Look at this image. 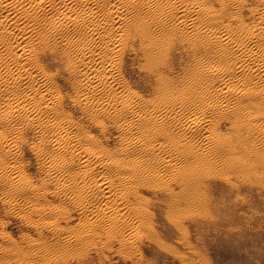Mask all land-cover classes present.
I'll return each instance as SVG.
<instances>
[{"label": "bare ground", "instance_id": "6f19581e", "mask_svg": "<svg viewBox=\"0 0 264 264\" xmlns=\"http://www.w3.org/2000/svg\"><path fill=\"white\" fill-rule=\"evenodd\" d=\"M27 1L0 0V27L3 30L0 38L4 41L9 26L19 22L15 14H27L31 9L45 5L55 7L64 29L75 27L82 32L80 39L68 38L65 45L69 50L67 72L73 76L69 84L77 93L75 103L103 131L108 129L106 121L113 124V117L116 124L120 121L117 126L123 132L129 133L139 126L143 134L139 139L125 140L124 150L106 149L87 133L88 130L66 117L62 106L64 98L54 86L57 78L45 72L27 73L31 60L27 64L22 59L27 49L21 45L7 48L13 58L11 64L16 65L19 74L10 69V61H6L7 76L1 74L5 77H0V82L7 84V89L0 91L6 99V104L0 106V128L4 132L0 130V169L14 194L12 199L39 193L15 167L19 160L15 149L20 142H26V131L34 129L40 140L37 149L45 171L51 176L49 179L66 177V181L59 182L60 179L56 187L65 197L71 195L68 204L54 207V217L68 219L71 214L67 207L73 206V209L80 208L88 219L74 230L73 235L67 231L70 235L65 244L62 243L64 247L73 246V242L88 247L98 238L102 244L101 240L106 237L107 246L119 242L124 248L123 255L129 256L134 253L131 251H136L133 250L137 247L135 240L143 238L145 231L148 235L151 229L147 224L154 211H151L152 203L144 192L157 189L164 192L177 209L197 203L199 206V193L203 192L198 189L203 182H199V177L204 174L194 173L195 170L206 171L207 175L221 171L218 168L222 165V172L228 173L249 170L251 165H264V11L261 22L252 26L242 19L247 9L245 0H232V6L239 12L230 17L213 12L207 4L189 5L183 0L159 3L152 0H81L80 4L76 0H65L61 6L55 5V0H32L31 5ZM105 5L107 8L101 11ZM11 12L14 19L12 16L13 22L8 25L12 20ZM75 13L80 15L79 19H72ZM227 20L236 24L226 25ZM60 44L44 43L41 46L56 54ZM176 49L188 50L199 60L190 62L187 67L185 62L186 69L179 80L176 76V79L170 77L174 73L172 55ZM128 52H134L143 60L142 69L160 85L162 105H142L131 92L124 95L127 86L120 77ZM203 55L205 59V56L201 59ZM1 58L0 63L5 61ZM211 81L214 82L206 85ZM177 105L181 109L192 107L195 114L182 115L184 110L177 111ZM209 109L218 123L231 122L230 136L235 138L222 134L218 124L208 125L210 120L205 112ZM23 115L26 116L23 127H16V119ZM173 128L179 132V138L171 133ZM156 142L166 150L164 155L160 154ZM66 146L75 149L63 150ZM150 157L155 160L150 161ZM54 225L59 234H66L60 224Z\"/></svg>", "mask_w": 264, "mask_h": 264}, {"label": "rangeland", "instance_id": "374dc122", "mask_svg": "<svg viewBox=\"0 0 264 264\" xmlns=\"http://www.w3.org/2000/svg\"><path fill=\"white\" fill-rule=\"evenodd\" d=\"M64 1L55 0V5L61 6ZM76 1L80 4L81 0ZM152 1L159 3L163 0ZM183 1L189 5H195L197 3L207 4V6L213 9V12L225 13L227 17L236 15L239 12L237 7L232 6V0ZM245 1L247 3V9L244 10L242 19L245 20L246 24H252V26L258 25V22H261L262 19L264 3L261 4V0ZM26 3L31 5L32 0H28ZM106 8V5L103 6L101 11ZM12 13L9 16L10 19H14ZM15 15L16 21H19L17 23L18 26L15 24L13 26L10 25L13 19L9 22L8 17L6 20L7 23L9 22L8 25H10L8 35L4 41L0 38V42L1 40L3 41L0 43L2 44L0 45V56L2 54L1 57L5 59V63H0V77L7 76L8 70L5 64L8 62L6 61H10V66L8 67H11L14 72L17 70L15 73L19 74L16 65L14 63L13 65L11 64L13 58L8 53L7 48L21 45V47L27 49V53L22 58L24 63L28 64L30 62L29 60H31L30 64H28L31 66H27L26 68V70L28 69L27 73H34L36 75L38 72H45L46 74L49 73V75L55 76L57 78V84L54 86L57 87L55 88L58 91L60 90L61 98H64L62 106L64 107L63 112L66 113V117L79 123L86 131L88 130L87 133L96 138L99 143H102V146L114 151L124 150L125 140L141 138L143 134L140 133L139 126H136L131 132L125 133L117 126L120 124V121L116 124L113 117H111L113 124H109L106 121L108 129L103 131L99 126H95L90 116L82 110L80 105L75 103L74 99L77 97V93L71 88V84H69L73 76H70L69 72H67L66 56L69 50L66 49L65 45L68 38H81L82 32L80 29L75 27H72L70 30L64 29L61 25L60 18L57 16L56 8L50 5L31 9L27 14L21 15L19 13ZM79 16V14L75 13L72 15V19H79ZM231 23L236 24L233 21H226V25H230ZM2 31L0 27V34ZM5 41L10 45L6 46L7 43ZM54 42L61 43L56 54L46 49L43 50L42 44H52ZM187 51L183 49L173 51L172 56L175 59V67L173 70L174 73H171L170 75L172 76L170 77L175 78L176 76L177 80H179L187 65L190 62L192 63L198 60ZM32 52L35 54L33 53V55ZM30 54L31 56H29ZM1 57L0 59L3 60ZM187 58L189 59L187 60ZM205 58L206 56L203 59ZM124 62L126 63L123 64V74H121L123 77H120V80L123 81L128 89L123 91L124 95L134 94L137 102L139 101L142 105H162L164 103L161 99L163 96L161 93L162 90H158L160 89V85L155 82V79L151 75L142 69L143 60L134 52H128L126 53ZM185 62H187L186 67ZM2 66L5 67L3 68ZM1 74L5 76H1ZM212 82L214 81L206 85ZM6 86L7 84L5 82H0V91H3V88L4 90L7 89ZM119 92L122 94L121 90ZM2 98V95H0V99ZM189 101L194 102L195 99H189ZM0 102V106H4L6 99L3 98ZM14 102L17 103L16 100ZM229 102L233 101L229 100ZM119 107L122 106L118 105V109H121ZM185 108L188 109L186 110ZM185 108L181 109L180 105L176 107L180 113L184 110L181 114L187 117L195 114L194 109H191L192 107ZM205 114L206 118L210 120V124L208 123V125L218 124L219 131L231 137L233 126L230 121L218 123V120L210 109ZM47 117L49 119L51 118L50 116ZM25 118L26 116L23 115L16 119L15 126L23 127L22 123ZM168 123L171 124L172 122L169 121ZM0 130L3 132L1 128ZM26 133L28 134L26 142H20L15 149L19 160L15 162L16 166H12H15L24 173L31 186L37 189L39 193H27L25 196H18V199H12V195L14 194H12L10 185L5 181L4 172L0 169V264H264V165H251L249 170L246 168L248 171L244 169V171H232V173L225 172L224 170L222 172V165L221 168L220 166L218 168L221 171L216 173L210 172L207 175L206 171L204 173L203 170L198 169V171L193 169L195 170L194 173L199 174L200 172L205 176L199 175L202 177H199V182L203 181L201 182V186H199L201 189L198 187L199 190L203 191L199 193L201 196H197L198 199L200 198L199 206L198 203L190 207L183 205L181 207L179 206L181 208L179 210V207L177 209V207H174L170 203V199L164 192L158 191V189L156 191L150 190L144 192L145 197L147 199L149 198L152 203L151 211H154L151 212L153 213V218L147 224L149 227L151 226L149 231H153V234L149 231L148 235L146 231L143 232V238H139V240L141 239L140 242L139 240L136 241L137 239L134 237L136 239L135 246L137 245L139 249L135 247L133 250L136 251H131V249L127 250L134 252L132 254L129 252V256L123 255L121 251H124V248L120 246L121 244L119 242L107 246L105 244L107 242L106 237L101 240L104 242L102 243L103 245L105 244L104 246L99 243L98 238L93 240L97 244L91 243L92 247H90V243H87L88 247H85L86 244H82L84 245L82 246L76 245L73 242V246L67 248L63 246L67 236L70 234L73 235L74 230L76 228L78 229L81 224H85L88 219L84 216L80 208L73 209V206L67 207L71 214L69 215L71 217H67L68 219H56L54 217V207L62 203L68 204L71 200H69L71 195H66L65 197V194L60 191V188L57 189L56 187V183L60 179L62 180L59 182H65L66 177L59 178L58 176L59 180L54 178L52 180L51 178L49 179L51 176L45 171L46 167L42 161L43 159H41V153L37 149L40 140L35 136V130L32 129L26 131ZM171 133L176 137L179 135V132L175 128H173ZM8 137L11 138L12 136L9 135ZM231 138L235 137L232 136ZM156 145L160 150V154L164 155L166 150L157 142ZM66 148L70 150L75 149L72 146H66L62 149L67 150ZM47 149L50 150L51 148L49 147ZM149 160L154 161L155 158L150 157ZM190 167L196 168L194 166ZM197 174H194V176H198ZM53 180H56V182ZM48 182L51 187L48 185ZM203 185L205 186L203 187ZM46 186L50 188L47 190ZM56 189L59 192H56ZM40 192L43 194L41 195ZM38 195H40V198ZM39 208L40 210L37 211ZM26 213H31L29 214L31 216L28 217ZM56 223L63 227L66 232L65 235L59 234L54 225ZM67 231L71 233L69 234ZM97 246L99 249H97ZM86 248L89 249L87 250ZM131 255L133 257L129 258ZM123 256L128 258L123 259ZM101 257L103 258L101 259Z\"/></svg>", "mask_w": 264, "mask_h": 264}]
</instances>
